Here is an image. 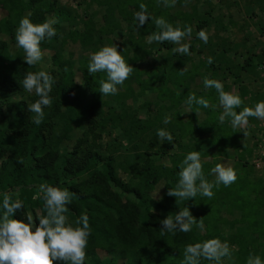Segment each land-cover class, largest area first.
Instances as JSON below:
<instances>
[{"label": "trees", "instance_id": "trees-1", "mask_svg": "<svg viewBox=\"0 0 264 264\" xmlns=\"http://www.w3.org/2000/svg\"><path fill=\"white\" fill-rule=\"evenodd\" d=\"M13 1L20 2L21 7L18 8L17 3ZM32 1L33 3L26 2L23 5L21 0H0L1 6L8 4L12 9L9 17L0 18V36L6 35L10 38L8 42L0 39V110L5 108L11 113V119L7 120L6 125L0 126V156L5 155L7 160L6 165L0 166V203L3 193H11L14 198L18 194L25 207L17 212L14 218L26 221L28 212L33 213L34 219L37 212L46 214L42 197L38 193L40 184L67 188L75 193L72 203L68 205L67 215L70 221H75L82 213H86L91 226L85 264H89V261L91 264H183V248L188 243L210 238H220L229 243L234 259L231 264H246L249 254L259 255L264 259L263 180L253 175V166L248 161L240 163L236 170V182L228 187L220 185L219 188L213 189L215 195L212 199L198 195L192 200L177 204L175 197L167 196V191L178 182L179 166L186 154L171 155L170 166L156 165L151 159H147L143 165L127 161L124 170H128L130 176L124 179L115 172V160L112 155L99 151L96 146L81 147V142L86 141L89 134L100 137V134L96 133L97 129L100 131L109 123L119 125L123 120L122 114L115 115L113 112L95 118L94 102H99L102 97L98 91L99 82L106 79V74H89V57L83 56L76 62L72 55L64 57L60 52H54L51 61L54 66L52 73L54 72L56 77L50 93L53 104L44 109L45 117L41 125L37 126L32 122L34 114L28 110V104L34 103L39 97L34 95L17 100L10 99L24 90L20 82L26 72L40 71L38 65L29 67L24 60L17 65L8 62L9 43L16 45L15 28L21 18L28 16L34 23H42L47 19L70 22L75 18L58 0ZM98 2L106 9L107 14L102 17L104 24L97 27V21L93 20L94 16L90 14L84 28L69 29L67 38L84 47L93 46V52L98 51L101 48L99 45L102 44V35L120 27L119 21L114 17L117 10L121 18L126 20L130 32L121 52L125 60L134 67V74L137 73L135 63L145 59L150 50L148 46L152 47L156 43H146L147 36L155 32L156 27L152 19H149L147 25L138 27L133 14L127 11L128 5L122 4L131 3L138 12L139 4L144 3L151 17L164 16L173 26L181 28L190 25L195 18V14L183 13L184 24H176V14L170 12L169 8L158 5L157 0ZM178 2L182 5L186 0ZM25 10H29V13H24ZM197 19L196 29L200 31L207 25L208 20ZM95 33L99 34L97 39L94 38ZM107 42L111 43L109 39ZM49 43L48 40L42 42V50L49 47ZM162 45L170 46L167 42ZM190 49L192 50L193 46ZM174 55L175 64L168 70L165 68L160 74L150 71L146 74V79L142 80L139 75L136 76L141 87L150 88L159 101H170L167 108H172L178 103L173 100L174 90L168 86L180 79L181 55ZM258 61L264 66V53L259 55ZM56 68L59 71H56ZM77 71L82 73L83 85L75 80ZM188 73L192 77V73ZM210 92L212 104H216L217 108L215 111L204 108L205 119L190 132L208 130L210 133L206 141L209 144L219 149L226 146L240 148L243 153L248 150L246 143H240L243 134H238V129L234 131L228 121L219 123L218 116L223 109L219 107V100L214 97L216 90L212 88ZM199 94L196 95L199 97ZM178 99L181 100V97ZM196 107H192L191 119L196 116ZM126 112L124 116L130 119L131 127L137 134L144 135L151 129L157 133L158 129L164 128L162 118L157 114L153 119L141 120L135 113L128 110ZM58 119L63 123L59 134L55 132L54 127ZM184 130V127H180L174 140L180 139L185 134ZM75 134L78 144L61 152L60 144L69 141V136ZM171 145L172 143H165L161 153L165 154L166 147ZM190 146L192 145H187L186 150ZM160 181H165L166 184L160 196L154 197L152 192ZM151 207L159 208L173 216L181 208L189 207L197 220L203 218L205 230L202 233L194 226L190 233L177 232L174 236L165 233L161 230L160 223L163 218L152 213ZM142 209L145 211L144 215H141ZM98 251L105 252V259L98 257ZM54 264L63 262L55 261ZM201 264L213 262L202 260Z\"/></svg>", "mask_w": 264, "mask_h": 264}, {"label": "rangeland", "instance_id": "rangeland-1", "mask_svg": "<svg viewBox=\"0 0 264 264\" xmlns=\"http://www.w3.org/2000/svg\"><path fill=\"white\" fill-rule=\"evenodd\" d=\"M98 1L58 0L62 7L75 15V18L70 22H58L56 20L57 23L54 27L57 30V35L52 38L49 47L43 50V60L38 64L40 70L48 71L54 78L56 77V74L52 73L54 66L51 61V57L56 51L64 57L72 55L76 62L83 56L90 57V54L93 53V46L84 47L78 42H72L67 38V33L69 29L75 27L83 29L90 14L94 16L93 20L97 21L95 22L97 27L99 24H104L102 17L107 14L106 9ZM178 1L175 7L169 8L170 12L176 14V24L183 23V13L195 14V18L190 24L193 29L191 37H187L184 41L193 46V49H190L191 55H183L180 58L182 64L180 70L187 67V71L184 72V75H180L178 82L175 80L174 84H168L175 92L173 100L178 102L177 105L167 108L170 101L162 103L150 88H142L136 79L137 75H139L140 80L146 79V74L150 71H157L160 74L165 68L168 70L172 64H175L176 56L171 49L176 45L170 44L169 47H166L162 43H154L152 47L148 46L150 50L145 59L135 63L137 73L134 74L133 71L124 85L118 86L119 90L116 95L104 96L99 102H94L93 113L95 118L109 112H113L115 115L122 114L121 124L114 126L109 123L100 131L97 129L96 133L100 134V137L89 134L87 140L81 142V147L96 146L99 151L112 155L115 160V172L124 179L130 176L128 170L125 169L127 172L124 170L127 167V161L143 165L147 159H151L156 165L170 166L171 155L180 156L182 153L187 155L191 151L201 152L203 168L206 170L204 173L209 181L215 179L214 175L211 174V169L217 163L231 166L237 170L240 163L248 161L253 166V175L259 176L263 180L262 192L264 194V120L249 118L247 129L249 135L247 138L238 129V134H243L240 143H246L248 150L242 153L240 148L227 146L219 149L206 141L210 131L190 132L192 128L198 127V124L205 119L206 113L201 107L199 118L195 113L196 116L191 119V113H187L185 103V99L190 93H200V96H204L212 103L210 89H205L203 85L205 77L217 79L224 84L225 91L239 94L244 100V106L254 107L257 102L264 101V66L258 61L259 55L264 53V0H186L182 5L178 4ZM13 2L17 3L18 8L21 7L20 2ZM21 2L23 5L26 2L33 3L32 0H21ZM122 6H127V11L131 12L135 18L137 10L131 3L122 4ZM10 12L12 9L8 4L6 6L0 5V18L9 17ZM24 13L28 14L29 10H25ZM114 17L115 20L119 21L120 27L112 32L104 33L101 40L102 44L99 46H117L118 50L121 51L127 43L130 32L126 20L121 18L117 10ZM197 18L208 20L207 25L203 28L209 34L207 44L198 38ZM16 29L17 27L15 31ZM94 35L95 39L99 37L98 33ZM0 39L8 42L10 38L3 35L0 36ZM108 39L111 41L110 44L107 42ZM8 51L10 64L17 65L24 60L23 50L15 44L9 43ZM209 57L213 58L211 65L207 63ZM56 71L59 69L56 68ZM188 72L192 73V77L188 75ZM76 73L75 80L83 85L82 73L79 71ZM34 95L35 93H28L23 90L10 99L17 100ZM178 97H181V100ZM214 97L218 100L217 92H215ZM126 110L135 113L141 120L153 119L157 114L162 118V123L165 116L168 115L171 117V122L169 124L163 123V129L176 137L180 127H184L185 134L180 139L176 138L171 146L166 147L165 154L161 153L167 141L161 142L153 129L144 135L137 134L131 127L130 119L124 116L127 113ZM9 119H11V113L7 112L5 108H1L0 126L4 127ZM62 124L59 119L56 121L54 124L56 133H61ZM179 125L181 126L179 127ZM69 137V141L60 144L61 152H65L73 145L78 144L76 134ZM187 145L192 146L186 150ZM6 164L5 155H1L0 166ZM165 184V181H160L156 185L152 192L154 197L160 196ZM150 210L163 219L170 215L156 207H151ZM144 214L145 211L142 209L141 215ZM98 255L101 259L106 257L104 251H98ZM233 261L232 257L231 260L225 259L223 262L224 264H231ZM90 262L89 264H91Z\"/></svg>", "mask_w": 264, "mask_h": 264}, {"label": "clouds", "instance_id": "clouds-1", "mask_svg": "<svg viewBox=\"0 0 264 264\" xmlns=\"http://www.w3.org/2000/svg\"><path fill=\"white\" fill-rule=\"evenodd\" d=\"M157 4L172 8L176 6L177 0H157ZM139 9L135 13L138 27H143L149 19L153 20L156 27V31L146 38L148 44L167 42L176 45L171 49L174 54L191 55L190 44L184 42L187 37H191L193 29L190 25L181 28L173 26L164 16L151 17L144 3L139 4ZM56 23L55 19L34 23L28 16L19 21L15 33L16 46L23 50V59L29 67H34L43 60L41 44L45 40L51 41L57 35L54 27ZM197 35L205 44L208 43L209 34L205 30H200ZM207 63L211 65L213 58L209 57ZM87 70L91 75L106 74V79L99 82L98 90L104 97L116 95L118 86H123L131 77L134 67L125 60L117 46L106 45L90 54ZM185 71L187 67L180 70L179 74L184 75ZM54 83V77L45 70L28 71L20 82L26 92L35 93L39 97L34 103L28 104L29 112L34 114L32 122L37 126L44 120V109L53 104L50 93ZM203 85L205 89L214 88L218 94L219 107L223 109L218 116L220 124L230 122L234 131L240 129L247 138L249 118L264 120V101L257 102L254 107L244 106L242 97L225 91L221 81L205 77ZM185 103L187 113L193 112V105L197 106L194 112L198 118L201 107L211 108L213 111L217 108L216 104L210 103L204 96L198 97L195 93H190ZM170 122L171 117L166 115L163 123ZM157 137L161 142H174L173 135L165 129H158ZM179 167L178 182L167 191V196L175 197L177 204L192 200L198 195L210 200L215 195L214 188H219L220 185L228 187L238 179L233 167L217 163L211 169L215 179L209 181L204 173L200 151L189 152ZM38 193L42 197L46 214L37 212L34 219L33 213L28 212L26 221L14 218L17 212L24 209V201L18 198V194L14 198L11 193H3L0 203V264H54L55 261L63 264H85L91 226L86 213H82L75 221H70L67 215L68 205L72 203L75 193L46 183L39 185ZM160 223L161 230L173 236L177 232L190 233L194 226L201 232L205 230L203 218L197 220L189 207L181 208L174 216L168 215ZM225 259H232V248L227 241L220 238L188 243L183 248V264H201L202 260L223 264ZM246 264H264V259L259 255L249 254Z\"/></svg>", "mask_w": 264, "mask_h": 264}]
</instances>
